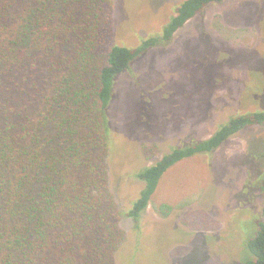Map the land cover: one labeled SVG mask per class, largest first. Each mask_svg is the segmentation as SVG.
<instances>
[{
    "label": "trees",
    "instance_id": "obj_1",
    "mask_svg": "<svg viewBox=\"0 0 264 264\" xmlns=\"http://www.w3.org/2000/svg\"><path fill=\"white\" fill-rule=\"evenodd\" d=\"M222 1L184 0L160 38L129 49L114 43L115 0H0V264H116L126 234L108 189L106 112L114 79ZM260 124L264 113L234 118L145 168L128 217L146 212L169 168ZM262 190L263 221L244 264H264V178ZM158 212L173 210L163 204ZM184 216L196 232L219 228L201 210Z\"/></svg>",
    "mask_w": 264,
    "mask_h": 264
},
{
    "label": "rangeland",
    "instance_id": "obj_2",
    "mask_svg": "<svg viewBox=\"0 0 264 264\" xmlns=\"http://www.w3.org/2000/svg\"><path fill=\"white\" fill-rule=\"evenodd\" d=\"M183 1L115 0L114 43L136 49L160 38ZM107 108L108 189L126 234L116 264H244L263 221L264 124L181 160L164 173L146 212L137 220L127 214L143 189L138 175L145 168L234 118L264 113V0L206 6L115 77ZM163 204L173 212L159 214ZM192 210L219 228L192 230L183 220Z\"/></svg>",
    "mask_w": 264,
    "mask_h": 264
}]
</instances>
